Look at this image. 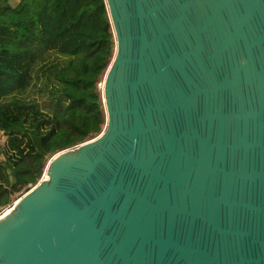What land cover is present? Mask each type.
I'll use <instances>...</instances> for the list:
<instances>
[{
    "label": "water",
    "instance_id": "water-1",
    "mask_svg": "<svg viewBox=\"0 0 264 264\" xmlns=\"http://www.w3.org/2000/svg\"><path fill=\"white\" fill-rule=\"evenodd\" d=\"M104 1V127L0 213V264H264V0Z\"/></svg>",
    "mask_w": 264,
    "mask_h": 264
},
{
    "label": "trees",
    "instance_id": "trees-1",
    "mask_svg": "<svg viewBox=\"0 0 264 264\" xmlns=\"http://www.w3.org/2000/svg\"><path fill=\"white\" fill-rule=\"evenodd\" d=\"M113 52L104 0H0V211L53 154L103 129Z\"/></svg>",
    "mask_w": 264,
    "mask_h": 264
},
{
    "label": "rangeland",
    "instance_id": "rangeland-1",
    "mask_svg": "<svg viewBox=\"0 0 264 264\" xmlns=\"http://www.w3.org/2000/svg\"><path fill=\"white\" fill-rule=\"evenodd\" d=\"M101 84H102V78H101V82L99 83V89L101 90ZM4 140V136H0V141H3ZM30 187H32V186H30V185H21V186H17L16 187V189H15V193H14V196H13V201H12V203L18 198V197H20L22 194H24L28 189H30ZM7 207H9V206H7ZM7 207L6 208H4V209H2L1 211H0V213L1 212H3L5 209H7Z\"/></svg>",
    "mask_w": 264,
    "mask_h": 264
}]
</instances>
